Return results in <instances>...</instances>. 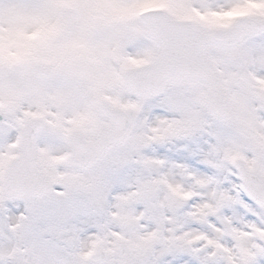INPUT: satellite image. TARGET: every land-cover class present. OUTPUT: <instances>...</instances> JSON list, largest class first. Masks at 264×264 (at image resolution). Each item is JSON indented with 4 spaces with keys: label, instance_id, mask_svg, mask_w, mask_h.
Listing matches in <instances>:
<instances>
[{
    "label": "snow or ice",
    "instance_id": "obj_1",
    "mask_svg": "<svg viewBox=\"0 0 264 264\" xmlns=\"http://www.w3.org/2000/svg\"><path fill=\"white\" fill-rule=\"evenodd\" d=\"M0 264H264V0H0Z\"/></svg>",
    "mask_w": 264,
    "mask_h": 264
}]
</instances>
